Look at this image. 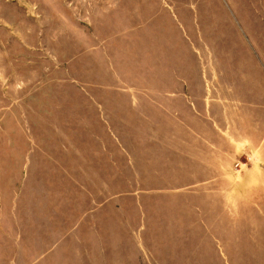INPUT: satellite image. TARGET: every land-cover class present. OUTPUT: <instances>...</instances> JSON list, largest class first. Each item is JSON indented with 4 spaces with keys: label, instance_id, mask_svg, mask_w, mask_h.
I'll return each instance as SVG.
<instances>
[{
    "label": "rangeland",
    "instance_id": "obj_1",
    "mask_svg": "<svg viewBox=\"0 0 264 264\" xmlns=\"http://www.w3.org/2000/svg\"><path fill=\"white\" fill-rule=\"evenodd\" d=\"M103 12L97 38L124 30L110 69L79 48ZM165 22L196 48L205 89L252 101L258 119L264 0H0V264H264V182L244 178L264 171V154L237 153L240 185L225 196L193 192L136 144L164 120L98 87L160 89L139 57Z\"/></svg>",
    "mask_w": 264,
    "mask_h": 264
},
{
    "label": "crops",
    "instance_id": "obj_2",
    "mask_svg": "<svg viewBox=\"0 0 264 264\" xmlns=\"http://www.w3.org/2000/svg\"><path fill=\"white\" fill-rule=\"evenodd\" d=\"M114 8H118L117 2ZM162 13L164 18L174 23L172 16H167L163 7L159 15ZM103 15L104 12L91 21V30L88 33L85 32L86 28L84 29V41L88 42V45L79 48L86 50L84 57L87 61L97 63L99 68H102L103 64L110 69V55L107 50L111 49L119 54V42L124 30L97 38L96 33L99 30L101 32L107 21ZM152 17L150 14L149 19ZM158 17L155 16V20ZM165 23L152 28L154 33L160 31L159 35L155 34L154 40L150 41L147 47L139 48V59L145 61V64H152L148 79L160 82V89L148 88L136 94L132 90L113 91L98 87H101V92H108L122 100H125L126 94L129 93V99H138L141 105L155 111L164 120L161 123L149 121L147 137L139 143L136 142L142 148L144 157L155 161L164 160L174 177L190 179L189 185L194 189L193 192H202V187L205 186L207 192L212 191L210 194L225 196L224 194L239 188L240 185L231 170L237 153L244 149L246 152L257 150L261 157L264 154V102H260L259 125L254 126V119L257 118L253 117L252 101L240 102L241 105L236 107L228 93L227 97L221 98L212 95L211 91L205 89L201 59L196 48L188 41L185 31L180 25H169L165 28L168 22ZM143 29L145 27L134 32L138 33L134 36L135 39L138 35L142 37ZM54 41V45L58 46V38ZM123 56L134 57L130 54ZM57 58V54L53 56L57 63L53 62V70L60 71ZM98 59L100 61H97ZM99 76L102 74L97 76V79L101 80ZM53 80L45 84H50ZM54 81L58 83L59 79ZM246 98L249 100L251 97ZM235 119L239 120V126L235 124ZM104 131L109 135L108 130ZM5 142L10 143L7 139ZM112 142L120 151L117 145L119 143H115L113 139ZM100 145H105L103 140ZM100 161L107 162L108 158H101ZM254 176L264 182V171H254L253 176L245 175L244 178ZM221 199L224 200L222 195Z\"/></svg>",
    "mask_w": 264,
    "mask_h": 264
}]
</instances>
